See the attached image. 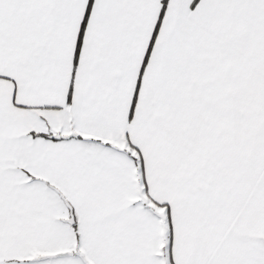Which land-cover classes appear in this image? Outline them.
Wrapping results in <instances>:
<instances>
[{
  "label": "snow or ice",
  "instance_id": "obj_1",
  "mask_svg": "<svg viewBox=\"0 0 264 264\" xmlns=\"http://www.w3.org/2000/svg\"><path fill=\"white\" fill-rule=\"evenodd\" d=\"M0 264H264V0H0Z\"/></svg>",
  "mask_w": 264,
  "mask_h": 264
}]
</instances>
